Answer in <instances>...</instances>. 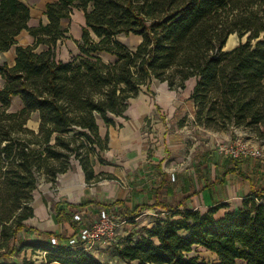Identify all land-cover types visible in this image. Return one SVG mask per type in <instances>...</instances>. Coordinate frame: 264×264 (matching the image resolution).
Listing matches in <instances>:
<instances>
[{
  "label": "trees",
  "instance_id": "obj_1",
  "mask_svg": "<svg viewBox=\"0 0 264 264\" xmlns=\"http://www.w3.org/2000/svg\"><path fill=\"white\" fill-rule=\"evenodd\" d=\"M75 8L84 12L80 39H74L78 54L63 62L55 50L70 37L62 21ZM45 15L46 23L29 25L22 0H0V54L22 30L34 38L31 45L15 46L13 64L0 63V264H36L26 257L6 259L20 247L40 249L46 263L106 264L68 240L15 244L18 232L28 229L24 220L34 214L33 190L41 178L55 185L72 159L87 183L114 178L93 168L108 148L98 119L114 125L113 116L126 117L129 99L152 79L176 90L194 77L196 124L237 128L264 144V0H55L46 3ZM120 33L141 40L130 48ZM232 33L246 40L223 50ZM39 44L47 48L38 51ZM101 52L115 60L104 61ZM15 95L23 105L11 110ZM33 112L36 130L27 126ZM177 206L167 205L165 216L138 236L120 238L116 255L127 264H264L263 192L253 191L238 210L220 217L216 206L206 212ZM77 207L53 202L54 220L69 221ZM100 207L99 217L112 212L109 203ZM194 245L214 252L217 261L190 255Z\"/></svg>",
  "mask_w": 264,
  "mask_h": 264
},
{
  "label": "crops",
  "instance_id": "obj_2",
  "mask_svg": "<svg viewBox=\"0 0 264 264\" xmlns=\"http://www.w3.org/2000/svg\"><path fill=\"white\" fill-rule=\"evenodd\" d=\"M22 1L30 10L28 24L37 25L39 22H47L46 3L55 0ZM62 23L68 26L70 37L59 41L55 52L58 60L66 62L78 54L74 39H80L84 12L75 8L70 20H63ZM134 37L137 39L136 46L141 37ZM16 40V44L0 54V63L13 64L15 46L31 45L34 42L33 36L26 30H22ZM46 48L44 44L37 46L38 51ZM99 54L106 62L115 60L112 54ZM2 82L0 75V85ZM195 82L194 77L189 78L184 89L175 90L169 89L165 82L152 79L149 85L141 87L136 97L129 99L124 111L126 117L113 116L114 125H107L102 119H98L99 133L102 137L107 135L108 148L100 152L101 161L95 157L93 168L95 173H108L114 178L87 183L76 159L70 161L67 171L58 174L55 185L52 186L41 178L32 192L34 214L24 220L28 229L18 232L15 244L20 246L23 242L68 240L78 223L74 221L73 214L69 221L57 223L53 218V202L79 205L76 210H85L86 222L92 221L90 215L101 210V203L111 204L112 212L117 216L127 217L129 221H138L146 213L154 216L150 221L134 225L143 231L152 226L155 218L165 216L167 205H178L179 210L198 209L200 212L216 206L215 216L220 217L228 210H238L243 198L253 191L264 194V162L258 163L253 158L231 159L219 151L221 143L216 146L212 140L201 143L197 140L196 132L202 135L206 133L212 139L216 136L217 143L241 136H251V141H258L237 128L214 131L196 124L195 105L190 98ZM152 91H155L154 95ZM22 105L18 95L12 97L11 110H18ZM38 123V113L33 112L27 126L36 130ZM85 201L92 202L81 205ZM145 204L148 206L143 207ZM135 206H138V210L131 218L132 213H129ZM118 234L119 237L123 235ZM89 252L104 262L96 249ZM17 253L21 259L29 258L32 253H42L37 255L38 264H60L46 263L43 251L31 247H20L6 259L17 261ZM189 254H197L210 262L217 261L214 252L198 245H194ZM121 264L127 263L122 259Z\"/></svg>",
  "mask_w": 264,
  "mask_h": 264
},
{
  "label": "built area",
  "instance_id": "obj_3",
  "mask_svg": "<svg viewBox=\"0 0 264 264\" xmlns=\"http://www.w3.org/2000/svg\"><path fill=\"white\" fill-rule=\"evenodd\" d=\"M235 137L226 143H221L218 148L223 155L231 159L264 158L262 146H256L245 140ZM85 210H76L73 219L78 223L77 229L68 238V243L86 251L96 249V244L118 234L119 223L128 222L126 217L117 216L114 212H102V215L92 221H85Z\"/></svg>",
  "mask_w": 264,
  "mask_h": 264
},
{
  "label": "rangeland",
  "instance_id": "obj_4",
  "mask_svg": "<svg viewBox=\"0 0 264 264\" xmlns=\"http://www.w3.org/2000/svg\"><path fill=\"white\" fill-rule=\"evenodd\" d=\"M134 35H136V34H133V33H129V34L120 33L118 35V38H119V40L124 42L128 47L133 48L135 46L136 40H137L134 37ZM229 39H230V41H229ZM245 40H246V36H243V37L239 38L236 33H232V34H230L228 36L223 50H229V49L235 47L240 42H244ZM229 42H232V44L229 43ZM154 93H155V91H152L153 95H154ZM148 121H149V119H148ZM195 135L197 136V140H200V143L203 142V141L207 142V141H211L212 140L216 146L219 143L230 141V139H228L226 141L225 140L224 141H219L217 143L218 139H217L216 136H214L213 139H212L211 136L207 135L206 133H204L202 135V133H197L196 132ZM250 137L251 136H248L247 138L245 137L246 138L245 140L248 141L249 143H252V144L256 145V146H261L262 145L258 141H257V143L251 141L252 139H250ZM263 152H264V146H263ZM253 159H255L258 163L264 162V158H253ZM121 214H124V213H121ZM126 214H128V213H126ZM90 217H91L90 219H92V220L95 219V218L96 219L99 218V216L96 215V212H94L92 215H90ZM152 217H154V216L146 213V214L140 216L138 221H135V220L134 221H129V219H127L129 224H128V222L119 223V226L117 227L118 233L123 234L122 236L119 237V234H117L116 236L112 237L111 239L103 240V241L97 243L95 245L96 246V251H97V253H99L100 258L104 259V263H106V264H121L122 258H120V256L116 255L117 247H118V245H117L118 242L117 241L120 238L130 236L132 233H133V236H138V233H141L142 228H137V227L135 228L136 223L145 222L146 220L150 221V219H152ZM18 254L19 253L16 254V260L20 261L21 258L18 257ZM32 254H34V253H32ZM32 254L29 256V258L33 259L35 261V263L38 264L39 258L37 257V255H42V253L41 254L37 253L36 255H32ZM43 255H44V253H43Z\"/></svg>",
  "mask_w": 264,
  "mask_h": 264
},
{
  "label": "bare ground",
  "instance_id": "obj_5",
  "mask_svg": "<svg viewBox=\"0 0 264 264\" xmlns=\"http://www.w3.org/2000/svg\"><path fill=\"white\" fill-rule=\"evenodd\" d=\"M229 41H230V39H229ZM229 43H231V44H232V42H229Z\"/></svg>",
  "mask_w": 264,
  "mask_h": 264
}]
</instances>
